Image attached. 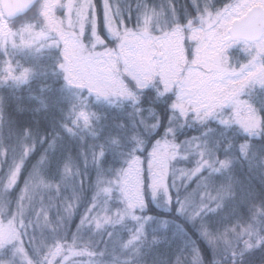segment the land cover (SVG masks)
Returning <instances> with one entry per match:
<instances>
[{"label": "rangeland", "instance_id": "374dc122", "mask_svg": "<svg viewBox=\"0 0 264 264\" xmlns=\"http://www.w3.org/2000/svg\"><path fill=\"white\" fill-rule=\"evenodd\" d=\"M2 1L0 0V52L7 53L5 54L7 60L4 62L10 72L11 82L3 78L0 80V87L8 82L11 85H19L26 81V75L23 72L13 76L12 64L19 68V63H11V59L22 55V51L38 47L40 41L37 39L41 35L42 27L35 29L37 20L34 18L36 15L34 10L37 8L41 9L42 15L50 23L53 22L56 25L55 32L61 42L65 34L72 36L76 34L78 42H81L80 36L86 31L88 22L92 38L100 41L97 7L94 0H35L36 7L32 9L33 12L25 21L20 19L10 24L6 21ZM230 3L231 7L225 9V5ZM205 4L210 7L209 0H206ZM225 5L220 9L224 10L223 17L226 19L212 14L206 16L202 24L190 29L183 27L176 33V37L174 34L172 42L177 43L174 60L169 58L170 50L158 51L152 45L154 42L157 43L159 37L151 28L154 17L150 13L151 16L140 29L125 30L124 34H120V44L123 46V40H125L124 46L129 44V46H135V49L131 50V59L126 63L121 54L122 46H120L121 49L115 54V63L119 62L124 68L127 64H133L132 68L135 71L133 77L137 80L143 79L146 84H148L147 81L158 82L160 85L158 96L169 99L168 110L172 112L166 123L168 133H172V127L176 124L182 127L185 120L192 125L197 123L201 127L215 123L222 127L221 130L225 134L242 140L239 150L245 153L242 158H246L249 151L252 153L251 142L260 140L264 135L262 117L256 109L257 100L261 96L257 94L256 99V93L264 91V30L260 38L244 42L233 40L229 29L234 21L247 17L255 7L262 8L264 16V0H240L239 2L229 0ZM108 6L111 9L106 2V17L111 15ZM30 10L31 8L27 13ZM31 21L34 22L30 23ZM109 22L108 20L106 24L108 30L112 31L113 37H118V32L114 33ZM145 38L153 40L147 42ZM92 43L94 45L91 46L90 51L93 55L96 53V57L101 54L112 56V52H107L108 47L104 41L101 40V47H104L101 50L107 53L98 51L97 47L100 43L93 41ZM131 54L136 55L132 57ZM60 70L66 78V67L62 65ZM99 71L101 70H97L96 73ZM137 80L132 81L135 83ZM100 81L102 85L108 83ZM96 91L102 92L98 89ZM212 128L214 127H205L202 134L205 135ZM181 129L178 128L179 131ZM167 139L169 143L174 142L170 136H167ZM199 139L193 142V146L187 145L190 142L183 141L171 151V156L166 152L167 149L160 148L156 153L154 150L151 151L146 160H143L144 167H141L139 171L146 172L147 184H143V188L137 185L133 193L123 189V179L118 174L110 178L107 175L98 177L97 192L103 191L105 195L116 192L118 207L113 212H103L108 208H99L92 213L88 212L87 216L84 213L75 217L74 211H78L81 205L77 187L68 189L71 192L69 199L64 196L56 199L57 202L52 208H50L51 204L44 202L40 196L34 210H31L34 211L32 216L34 223L29 228L30 232L27 230L21 237L13 226L0 223V242H2L0 243V264H31L37 256L42 259L43 264H134L131 262L132 254L135 255V251L140 250L142 241L150 236L151 231L164 233L168 229L175 228L171 222L172 220L173 223H178L175 214L186 216V221L196 227L199 222V237L204 245L207 244L202 247L190 242L194 257L191 259L190 256L188 261L179 262V264H199L198 262L205 257L210 258L203 261V264H264V208L262 209L261 206L258 215L253 216L252 221H245L243 216H236L239 220L237 225L241 224V227L234 226L232 234L227 232L221 237L213 233L212 227L217 224L221 227L224 220L232 217L231 214L234 215L229 209L231 201L221 191L226 183L219 181V176L215 172L219 174L224 172L226 168L232 167L234 162L227 157L217 167V160H214L217 158L214 151L217 147L213 145L214 149L202 138ZM188 146L194 147L192 151L196 166L194 171L172 173L173 166L169 165L170 160L173 164L180 163L186 156L182 153L188 149ZM157 154L161 155L160 158L165 166L158 165ZM105 156V152L100 150L96 163L101 167H104ZM250 159L248 158L250 165L252 163L261 168L260 161ZM166 166V175L162 176L161 173ZM2 169L5 172L7 166L0 165V171ZM102 173L100 172L97 176ZM66 175L68 177V173ZM191 179H196L197 183L191 185L192 190L187 198L181 197L175 204L170 197V190L178 192L181 184L190 187ZM255 179L254 176L249 181L246 189L248 193L254 187ZM63 180L65 183L69 182V186L73 184L69 177ZM20 181L21 183L24 181L21 176ZM140 185L142 186L141 183ZM239 194V198L247 200L248 195L242 192ZM133 195L139 200L132 201L130 197ZM182 198L185 200L182 201ZM98 201L99 199H96V202ZM69 203H74L71 219L63 220L64 208ZM204 205L207 207H203ZM156 208L161 211L170 210L175 214L164 215ZM45 212L48 216L47 223L43 216ZM218 216L220 219H217ZM62 220L63 223H61ZM13 231L15 238L9 239ZM187 231L185 230L186 233ZM176 232L178 236L184 237L182 230H176ZM209 237H216L215 242L210 241ZM45 253H47L46 256Z\"/></svg>", "mask_w": 264, "mask_h": 264}, {"label": "trees", "instance_id": "16d2710c", "mask_svg": "<svg viewBox=\"0 0 264 264\" xmlns=\"http://www.w3.org/2000/svg\"><path fill=\"white\" fill-rule=\"evenodd\" d=\"M94 1L97 7L99 42L92 38L89 22L86 31L80 36L81 42H78L75 33L74 36L65 34L61 42L55 32L56 25L42 15L40 8L34 10L36 11L34 18L37 20L35 29L42 27L40 31L42 36L40 35L37 39L40 41L38 47L22 51V55L11 59V63H19V68L12 64L13 76L23 72L26 75L25 83L10 84V72L4 62L7 60L5 55L7 53L0 52V80L5 78L10 81L0 87V165L8 166L14 158L18 159L27 150L20 176L25 179L31 173L36 183L35 202L30 205L31 215L33 216L34 211L31 210H34L40 196L44 202L51 204L50 208H52L57 202L56 199L62 196L66 199L70 197L71 192L68 189L75 187L81 197V205L78 211H74L75 217L84 213L87 216L88 212L92 213L99 208H108L103 212H113L118 207L116 192L106 193L107 195L103 191L97 192L98 177L107 175L110 178L118 174L123 179V189L133 193L137 185L143 188V184H147L146 172L139 171L141 167H144L143 160H146L151 151L154 150L156 153L163 148L167 149L166 152L170 155L171 151L183 141L190 142L187 145L193 146V142L202 138L208 146L214 149V146L217 147L214 150L217 155L214 159L217 160V167L227 157L234 162L232 167L226 168L224 172L220 174L215 172L219 176V181L226 183L224 187L228 188V195L225 197L231 201L229 209L234 215L231 214L232 217L224 220L221 227L218 226L219 224L212 227L213 233L221 237L227 232L232 234L234 226L241 227V224L237 225L239 220L236 216H243L245 221H252L253 216L258 215L260 206L264 208V183L258 175L260 167L252 163L250 165L248 158H253V153L257 150L264 149V135L260 140L251 142L252 153L249 151L248 156L242 158L245 154L239 150L242 140L225 134L218 124L211 123L201 127L197 123L192 125L185 120L182 127L180 124L172 127L170 134L166 123L172 112L168 110L169 99L158 96L160 87L158 82L155 83L154 79V83L147 81L148 84H146L143 79L137 80L133 77L135 75L133 64H127L124 68L119 62L115 63V54L122 46L120 34H124L125 30L140 29L151 16L150 13L154 17L151 28L159 37L157 43L154 42L152 45L158 51L170 50L169 58L174 60L177 43L176 41L173 43L172 38L174 34L176 37V33L183 27L173 26L172 11H178L182 19L185 12L193 10L191 0ZM205 1L196 0V6L203 7ZM228 1L209 0V5L210 8L220 9ZM239 1L236 0V2ZM106 2L111 7L110 9L108 6L111 12L109 17H106ZM35 7L36 4L30 12L16 20L6 21L9 24L20 19L25 21ZM108 20L114 33L118 32V37H113L112 31L108 30L106 25ZM32 22L34 21L30 23ZM145 39L147 42L153 40ZM90 40L100 43L97 49L101 53L106 52L101 50L104 49L103 46L101 47V40L104 41L108 47L107 52H112V56L101 54L96 57V53L93 55L90 49L94 43ZM124 41L121 54L127 63L131 59L130 53L131 50L134 51L135 46H129V44L124 46ZM140 42H138L139 45ZM131 55L134 57L136 54ZM121 62L123 63L122 59ZM62 65L66 67V78L60 70ZM97 70L101 71L96 73ZM133 79L137 81L134 83ZM100 80L108 83L102 85ZM97 89L102 92H97ZM257 94L261 96L257 100L256 109L262 117L264 127V91L256 93V99ZM205 127L214 128L203 135ZM178 128L182 129L179 131ZM167 136L174 139L175 143H169ZM190 146L182 153L186 156L180 163L173 164L170 160L169 165L173 166L172 173L194 171L196 167L192 155L194 147ZM100 150L106 154L103 160L104 167L96 163ZM160 156L157 154L156 159L158 165L162 167L165 163ZM250 167L253 171H250ZM166 171L167 166L161 175L165 176ZM100 172L103 173L97 176ZM3 173L4 169L0 171V175ZM66 173L73 182L71 186L69 182L65 183L63 180L68 178ZM254 176L256 177L255 185L252 189L250 186L251 191L248 193L246 190L248 183ZM50 183H55L57 187H46ZM190 183V187L181 184L178 192L170 190V197L175 204L178 203L177 199L185 197L186 194L189 195L192 190L191 185L197 183V180L191 179ZM241 192L248 195L246 201L242 197L239 198ZM255 195L257 197H252ZM96 199L99 201L96 202ZM130 199L139 200L135 195ZM183 200L185 198H182ZM171 204L175 206L174 203L171 202ZM157 211L169 216L175 214L170 210L157 209ZM175 215L178 223H173L171 220L175 228L168 229L164 233L151 231L150 236L142 241L140 250L135 251V255L132 254V263L179 264V262L188 261L190 256L191 259L194 257L190 242L202 247L207 246L199 237V222L196 227L186 221V216ZM217 219H220L219 216ZM175 229L182 230L184 237L178 236ZM28 231L30 232V229ZM47 240L49 241V238ZM201 254L203 255L202 252ZM208 258L210 257L202 258V261L198 263L203 264L202 262Z\"/></svg>", "mask_w": 264, "mask_h": 264}, {"label": "clouds", "instance_id": "9594fccd", "mask_svg": "<svg viewBox=\"0 0 264 264\" xmlns=\"http://www.w3.org/2000/svg\"><path fill=\"white\" fill-rule=\"evenodd\" d=\"M193 4V10L191 12H185L181 19L178 11H172L173 26L184 27L190 29L193 26H198L204 22L206 16L215 14L218 17H223L222 9L210 8L207 4L203 7L196 6V0H191ZM231 7V3L225 5V9ZM27 155V150L19 158H14L7 166L6 171L0 175V223H5L13 226L19 235L22 237L27 230L33 225L34 221L30 212V205L34 204L36 197V183L34 182L33 174H29L25 177L21 183L20 174L24 165V157ZM253 158L261 162V168L259 171V177L262 183H264V149L257 150L253 153ZM250 171L253 169L250 167ZM191 177H189L190 179ZM46 187L56 188L55 183H50ZM231 187V185L229 186ZM223 195H228V189L223 188ZM187 198V194H186ZM183 207V205H181ZM203 207H207L204 205ZM74 203H69L64 208L63 220H70L72 216V210ZM179 211V209H178ZM198 215V213H196ZM44 221L47 223L48 216L45 212L43 214ZM63 220L61 223H63ZM210 241L215 242L216 237H209ZM45 256L47 253L44 254ZM31 264H43L42 259L37 258L31 261Z\"/></svg>", "mask_w": 264, "mask_h": 264}, {"label": "water", "instance_id": "95a60500", "mask_svg": "<svg viewBox=\"0 0 264 264\" xmlns=\"http://www.w3.org/2000/svg\"><path fill=\"white\" fill-rule=\"evenodd\" d=\"M35 0H3L2 9L8 19H15L28 11ZM264 30L263 11L255 7L242 20L234 21L229 33L233 40L252 41L261 37Z\"/></svg>", "mask_w": 264, "mask_h": 264}, {"label": "snow or ice", "instance_id": "6c2138e0", "mask_svg": "<svg viewBox=\"0 0 264 264\" xmlns=\"http://www.w3.org/2000/svg\"><path fill=\"white\" fill-rule=\"evenodd\" d=\"M8 238H9V239H11V238H15V232L13 231L12 234H11ZM0 243H2V242H0Z\"/></svg>", "mask_w": 264, "mask_h": 264}]
</instances>
